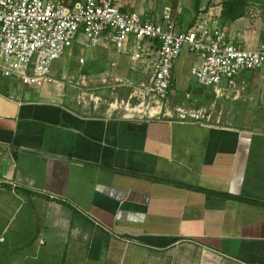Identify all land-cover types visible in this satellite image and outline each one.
<instances>
[{"label": "crops", "instance_id": "crops-1", "mask_svg": "<svg viewBox=\"0 0 264 264\" xmlns=\"http://www.w3.org/2000/svg\"><path fill=\"white\" fill-rule=\"evenodd\" d=\"M163 2L181 31L203 23L246 51L264 39V0ZM138 4L118 5L154 17ZM76 44L51 83L0 76V264H264V72L193 99L179 56L147 118L129 110L148 72L130 69V44L98 47L85 71L63 62ZM182 100L215 117L181 120Z\"/></svg>", "mask_w": 264, "mask_h": 264}, {"label": "built area", "instance_id": "built-area-1", "mask_svg": "<svg viewBox=\"0 0 264 264\" xmlns=\"http://www.w3.org/2000/svg\"><path fill=\"white\" fill-rule=\"evenodd\" d=\"M76 42L86 48L109 47L117 54L130 44V69L145 66L148 72L144 82L128 86L134 101L129 110L147 118L157 116L166 102L183 48L201 58L190 75L202 88L224 84L231 89L240 73L264 72V39L256 50L246 51L228 42L219 28L203 23L181 31L168 7L146 18L121 11L117 0H0L2 78L31 87L51 83L52 62ZM185 118L181 112L180 119Z\"/></svg>", "mask_w": 264, "mask_h": 264}, {"label": "rangeland", "instance_id": "rangeland-1", "mask_svg": "<svg viewBox=\"0 0 264 264\" xmlns=\"http://www.w3.org/2000/svg\"><path fill=\"white\" fill-rule=\"evenodd\" d=\"M132 4H124V2H126V0H118V4L121 7L124 8H128L129 10L131 9H136L137 8V3H139V8L143 9V11H145V14H151L152 16H157V14L159 13V11L162 8V2L163 1H171V0H131ZM182 0H178V2H181ZM186 1V0H183ZM166 3V2H163ZM82 39V37H81ZM98 47L95 48H84L83 46H79V45H75L73 47V49L71 50L70 55H68L67 57H65L63 60V62H66L69 66L70 69H76L77 68V62H78V58L82 57L85 61L86 64L85 66L82 67V69L85 71L89 68H91L93 66L92 62H91V56L95 54V52L97 51ZM199 61V58L197 57L196 54L194 53H189L187 51L186 48H183L181 53H180V58L177 61V70H178V78L182 81V83L184 84L185 87H187L188 93L190 96L194 97L201 93V94H205L207 91V88H202L200 86H198V84L196 83V81L193 79V77L190 75V66L193 62H197ZM109 59H104L102 61V65H105L104 67H106V69L109 70ZM130 75H134L135 77V73L130 71L129 72ZM132 79V78H131ZM180 86L177 85V87H175L176 91H179L178 89ZM220 88V87H219ZM215 96V95H214ZM168 107H173V101H171V103L168 104ZM215 107H213V109H211V111L208 110H204L203 113H197V111H201L200 108V104L198 101H188V100H182L181 102H179V108L178 109H183L182 111H192V112H185V116L186 118L189 119H193L191 117H189V115H194L197 116V120H201V114L204 116L203 120H205L206 118V114L209 113L210 114V119L214 118V112H215ZM181 114V113H180ZM214 116V117H213Z\"/></svg>", "mask_w": 264, "mask_h": 264}, {"label": "trees", "instance_id": "trees-1", "mask_svg": "<svg viewBox=\"0 0 264 264\" xmlns=\"http://www.w3.org/2000/svg\"><path fill=\"white\" fill-rule=\"evenodd\" d=\"M236 17H238V16H236Z\"/></svg>", "mask_w": 264, "mask_h": 264}]
</instances>
